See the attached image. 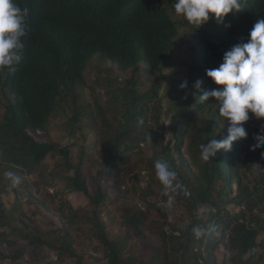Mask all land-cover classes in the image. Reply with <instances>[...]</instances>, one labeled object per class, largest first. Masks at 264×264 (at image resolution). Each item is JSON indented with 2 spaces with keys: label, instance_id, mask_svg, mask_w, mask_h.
<instances>
[{
  "label": "trees",
  "instance_id": "16d2710c",
  "mask_svg": "<svg viewBox=\"0 0 264 264\" xmlns=\"http://www.w3.org/2000/svg\"><path fill=\"white\" fill-rule=\"evenodd\" d=\"M17 3L29 9V28L23 38L21 63L14 71H0V158H12L23 166L15 170L19 184L12 189L16 194H27L28 206L51 208L62 224L30 230L22 221L19 227L0 230V242L7 246V254L0 252V264H10L6 263L10 257H22L26 250L14 247L20 241L29 245L31 257L39 263L47 264L50 253H55L59 260L66 255L82 264L83 257L73 247L75 238L80 241L83 235H89L94 251L101 248L103 264H203V259L204 264H264V159L251 152L264 149V143L257 146L258 137H264V117L249 113L243 124L247 136L233 142L229 151L220 150L213 160L203 162L201 144L224 138L229 125L219 116L215 98L203 103L199 98L204 91L224 87L208 78L206 70L219 67L225 52L248 41L254 24L264 19V0H242L239 11L219 21L209 14V20L198 27L176 15L175 0ZM182 41L191 64L176 68L175 77L168 78L163 69L173 50L183 49ZM95 55L99 71L102 63H109L107 69L117 75L89 81L86 66ZM125 72L129 76L120 86L118 77ZM139 73L144 75L142 81ZM102 80L111 85L106 87L111 101H102L98 86ZM197 80L202 81L199 89L194 87ZM185 82L184 91L180 86ZM171 90L176 95L165 106L166 91ZM85 92L88 97L82 100ZM171 110L175 112L169 125L178 147L183 141L185 160L178 161L173 138L166 143L163 139V114ZM58 123L68 129L60 141H54L50 126ZM140 142L151 145L155 152L151 159L137 153L135 146ZM77 145L80 149L73 156ZM60 152L63 161L51 167L60 173L38 172L39 179L31 188L26 175L35 172L48 155L55 157ZM157 158L166 159L177 172L182 187L169 195L183 207L188 223L175 227L165 221L166 206L161 207L162 219L150 222L145 216L142 206L155 195L154 186L163 202L168 200L163 185L154 177ZM146 162L151 166L146 167L148 180L143 185L140 173ZM110 179L118 189L116 195L123 197L121 206L109 210L117 211L121 219L117 236L107 233L101 215L114 195V188L105 190V181ZM233 185H237L234 196ZM69 190L88 198L85 218L59 197ZM185 191L189 195L185 196ZM139 217L151 223V232L159 240L146 250L153 251L154 257L148 262L123 252L128 238H147L144 228L135 223ZM7 225L0 210V229ZM194 228L203 230V235L197 238ZM120 229L124 236H119ZM220 243L225 254L230 251L231 255L219 263L217 259L211 262L210 255Z\"/></svg>",
  "mask_w": 264,
  "mask_h": 264
},
{
  "label": "clouds",
  "instance_id": "9594fccd",
  "mask_svg": "<svg viewBox=\"0 0 264 264\" xmlns=\"http://www.w3.org/2000/svg\"><path fill=\"white\" fill-rule=\"evenodd\" d=\"M241 2L242 0H175L173 8L176 15L198 27L209 20V14L219 21L230 12L239 11ZM28 16L29 9L21 8L17 0H0V71L5 69L14 71L15 67L21 63L24 53L23 38L29 28ZM183 43L185 42L182 41ZM205 75L216 85L224 87L204 91L199 97L200 101L203 103L209 97L215 98L219 116L229 125L224 138L212 139L201 144V159L203 162H208L213 160L220 150L229 151L233 142L247 136L243 124L249 119V113L257 118L264 117V19L254 24L246 43H238L225 52L220 66L206 70ZM201 85V80L194 83L196 89H199ZM186 86L185 82L180 87L185 88ZM139 122L142 123V121ZM177 141L178 138L173 135L172 145L174 148H178ZM261 143H264V137H258L257 146ZM182 144L183 141L180 148L183 146ZM182 154H184L183 148L176 152L178 160ZM4 159L10 158H0L1 163L7 164L8 162ZM3 166L4 164H0L1 168ZM154 169L156 178L164 187V195L168 196L165 206L170 207L173 203V196L169 193H178L182 187L177 180V172L166 159L162 158H157L154 161ZM11 172L5 173L7 178L3 175L1 180L3 183L4 180L9 182V185L13 187L15 183L19 182V178ZM234 188L237 190V185ZM184 195L187 196L189 193L185 191ZM23 225H27V223ZM192 231L197 238L203 235V230L200 228H194ZM2 243L0 242V252L5 251L7 254V246L5 243L2 246ZM27 248L25 253L31 257L29 245ZM12 260L14 259L12 258ZM0 262H2L1 259ZM30 262L40 264L32 257Z\"/></svg>",
  "mask_w": 264,
  "mask_h": 264
},
{
  "label": "rangeland",
  "instance_id": "374dc122",
  "mask_svg": "<svg viewBox=\"0 0 264 264\" xmlns=\"http://www.w3.org/2000/svg\"><path fill=\"white\" fill-rule=\"evenodd\" d=\"M185 45L186 44L183 43L181 46L183 49L173 50V53L170 54L168 62L163 69V73L166 77L168 78L175 77V74L173 72L176 68H180L181 66H190L191 61L188 59L184 51ZM98 63H99V58L96 55L93 56L88 62L85 72H86V77L89 81H91V79L97 78L98 76H101L102 79H104V78H111L112 76L117 75L113 72V70L107 69L106 65H108L109 63H102L101 70L99 71L96 68V65ZM138 75L139 77H141L140 80L142 81V79H144V75L142 73L141 74L139 73ZM128 76H129V73L127 72L120 74V76L118 77V82H120L119 83L120 86L125 84V81H126L125 78ZM98 86L102 94V101L103 102L111 101V99L109 98L111 94L106 92V87L110 89L111 85L107 84L106 80L105 81L102 80ZM182 89H184L185 91V88H182ZM171 91L169 92L166 91V98L163 101V105L165 106L167 105L168 100L172 99L173 95H176L175 91L173 90ZM181 95L182 94H180V96ZM87 97H88L87 92L81 95L82 100L87 99ZM100 108L103 109L102 107ZM113 108L116 109V112H118V108L116 104H113ZM174 112L175 110H171V111H168L166 114H163V121L165 123V128L163 129L164 132L162 133H163V137H164L163 139L165 143L168 140L173 138V131L169 124H170V119L172 115L174 114ZM113 124H115V122ZM61 126L62 125L59 123L57 124L56 127L50 126V129H51L50 133L54 141H60L62 134L67 133V129H68L67 125L65 124L62 126V129H59ZM152 128L155 129V127H152ZM157 130L162 131L160 128H158ZM38 137H41V135ZM12 142L13 144L14 143L17 144L15 140H13ZM62 143L64 144L65 141H63ZM135 147H136L135 149L137 153H141V156L142 157L144 156L146 160L151 159L152 155L155 153L151 149V145L144 143V142H140V144H138ZM160 148H161V145L158 144L157 149H160ZM182 148L184 149V146H182L181 148L178 147V150H181ZM79 149L80 148L78 145L74 147V149L72 150L73 156H75L76 152L79 151ZM97 150H99V147L97 148ZM251 152L252 153L256 152L257 155H261L262 159L264 158V149H259V150L254 149V151L251 149ZM61 153L62 152L56 153L55 157H53V154H55L54 152L53 154L48 155L45 159H43L40 162L38 167H35V169H37L35 172L33 171L26 175L27 180H28L27 182L29 185L31 184V188H35V184H33L32 182L37 181L39 179L38 172L44 170L48 172L60 173V171H57L56 169H53L51 167H53L54 162L63 161ZM186 156L187 155L182 154L179 160H185ZM7 162H8L7 164L0 162V164H4L3 168L0 167V188L4 186L2 189H0V195H1L0 197L2 201L0 204V210L2 211V215L4 217L5 223H7L8 225L3 226L0 230L5 229V231L7 230L9 231L11 226L13 225L19 226L21 225V222L23 220L24 222L27 223V228L30 230L33 229L35 226L39 227L40 229H45L51 223H54L57 225V226H54V228L60 227L62 224V220L58 217V215H56L53 211H51V208H47L46 206H41V205L36 206L34 204H31L30 206H28L27 203L29 200H28L27 194L18 195L16 194L17 193L16 190H13L12 186L9 185V182L5 180H4V183L2 182L1 177H3V175L5 176V173L12 171L11 173L15 175L16 173L15 170L18 169V167H23L22 165H19V163H17L16 160H12V158H10ZM149 166H151V163L146 162V164L144 163V167L141 168L142 172L140 174L142 176V179L140 183H142L143 185L146 184L148 180V177H147L148 170L146 169V167L150 168ZM254 174L257 175V170H254ZM154 177H155V174H154ZM18 184L19 182L15 183L14 185L17 186ZM136 186H138V183L136 184ZM114 187H115V184L112 179L105 181V190L107 192L112 191ZM59 188H61V184L59 185ZM48 190L53 191V187H48ZM154 190H155V193H154L155 195L153 194L154 196H150L148 198L147 200L148 205L143 204L142 206L144 209H146L144 213H145V216L148 217V221L150 222H152V220H155L157 218L162 219V214H161L162 208L161 207L166 205V203L163 202V200L161 199V192L159 191V188L154 186ZM113 191L112 193H114V195L111 200L112 202L108 204L107 208H103L101 210V215L106 225L107 233L111 234L112 236H117V231L119 230V223L121 222V219L117 216L118 214L117 211L112 212V213L110 211H113L114 210L113 208L116 206H121V204L123 203V197L116 195L118 193L117 188H114ZM236 194L237 192H235V188L233 185L232 186V196ZM59 197H62V200H66L68 205H71V207H73L74 209L80 210L82 214H79V213L78 214L82 218H85V215L87 213L86 210L89 209L88 208V205H89L88 198L86 196L81 195L79 191L69 190L67 193H62V195H60ZM148 207H151L152 210L149 209ZM227 208H230L231 210H233L232 205L227 206ZM165 213H166L165 221L167 220L169 223L173 224L175 227L179 226V224L181 223H185V222L188 223L189 221V216L186 213H184L183 207L179 205L178 203H172L170 207H167V210ZM262 214H264V212H262ZM135 223L144 228L147 238L146 239L140 238L138 240L134 238L132 239L128 238L127 244L125 243L126 246L123 252L124 254H127V255H136L141 260L145 258L146 262H148L154 257H153V251L151 250L146 251V250L149 249L153 245L159 244V240L151 232V227H152L151 223H146L142 217H139L138 219L136 218ZM124 227L125 225H122L121 228L124 229ZM174 232L177 235L179 233V231L176 229ZM88 236L89 235H83V238L80 241H78V238L77 239L75 238V245L73 249H75V251L83 257L82 264H103L105 260L102 259L101 251H99V249L101 248L99 247L97 251H94L91 247V241H89ZM119 236H124V233L121 231V229L119 232ZM17 244H18L17 246H14L16 249H25V250L28 249L26 247V243L23 241H20ZM257 250L259 251V248H257ZM50 255H51V258L47 259L44 263L48 264L49 261H55V263L58 262V264H75L74 262L75 260L73 257H69L65 255L63 258H61V260H59L55 253L54 254L50 253ZM230 255H231L230 251L227 254H225L223 250V244L220 243L219 246H217L214 253L210 255L211 262L213 261V259H217L219 263L223 258L229 259ZM247 256L248 254H246L244 257H247ZM30 260H31V257L29 256V254L25 253L24 256L20 260H17V259L12 260V258H10L9 260L6 261V263L33 264L30 262ZM201 261L202 260H200V262ZM203 261L205 262L204 259ZM40 264H43V263H40Z\"/></svg>",
  "mask_w": 264,
  "mask_h": 264
}]
</instances>
